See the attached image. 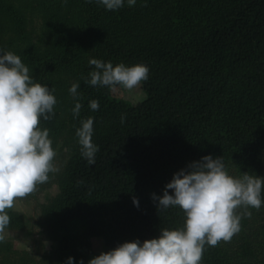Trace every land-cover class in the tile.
I'll return each instance as SVG.
<instances>
[{
	"label": "trees",
	"instance_id": "1",
	"mask_svg": "<svg viewBox=\"0 0 264 264\" xmlns=\"http://www.w3.org/2000/svg\"><path fill=\"white\" fill-rule=\"evenodd\" d=\"M22 1L0 0V50L18 54L37 81L54 88L55 116L40 126L59 131L75 101L82 104L78 116L70 115L75 147L62 193L45 211L62 228L60 264L70 255L87 264L122 242L182 227L183 209L158 210L152 194L162 195L176 171L203 155L223 156L239 174L264 176V0H137L116 10L97 0H44L38 15L49 37L39 44L26 31L37 0L27 10ZM92 57L146 63L143 98L116 97L120 86L85 83ZM71 76L80 81L74 100L64 91ZM92 99L98 109L90 108ZM89 116L99 145L92 165L75 134ZM260 209L261 244L243 238L237 245L244 263L220 240L205 245L201 264H264V204ZM93 238L103 239L101 251Z\"/></svg>",
	"mask_w": 264,
	"mask_h": 264
},
{
	"label": "clouds",
	"instance_id": "2",
	"mask_svg": "<svg viewBox=\"0 0 264 264\" xmlns=\"http://www.w3.org/2000/svg\"><path fill=\"white\" fill-rule=\"evenodd\" d=\"M108 10H116L125 2L133 6L137 0H97ZM148 0H142L147 4ZM95 65L85 83L134 89L149 78L146 63L113 64L92 57ZM77 80L69 92L79 96ZM57 103L54 88L37 81L21 57L12 51L0 50V241L5 239L10 215L6 209L14 206L15 199L36 189L37 184L49 180V173L59 171L55 163L56 149L52 146L49 128L41 127V120L55 116ZM91 109L100 107L98 99L89 101ZM81 101H75L72 112L78 116ZM122 114L121 120L123 121ZM94 117L81 120L76 136L81 155L87 163H95L99 150L93 139ZM169 189H172L169 192ZM264 176L243 171L233 175L223 156L203 155L186 167L176 171L163 189V194H152L157 208L180 206L185 215L182 227L161 228L157 237L125 241L102 251L87 264H201L206 244L216 245L220 240H230L240 231L243 215H251L250 208L264 204ZM139 206V199L133 197ZM243 209V211H238ZM64 264H85L68 256Z\"/></svg>",
	"mask_w": 264,
	"mask_h": 264
},
{
	"label": "rangeland",
	"instance_id": "3",
	"mask_svg": "<svg viewBox=\"0 0 264 264\" xmlns=\"http://www.w3.org/2000/svg\"><path fill=\"white\" fill-rule=\"evenodd\" d=\"M32 0H23L21 5L30 4ZM50 1V0H49ZM58 0H53L55 4ZM44 0H37L35 4L36 10L33 11L29 6L28 20L35 16L33 23L29 22L26 31L31 34L34 41L41 43L44 38H48V32L43 31L46 27L43 19L38 15L39 6ZM78 78L71 76L66 80L64 86L65 94L74 100V96L69 92V87ZM78 90V89H77ZM141 84L134 89H116L114 95L128 100L138 101L142 99ZM70 102V101H69ZM72 109L68 110L64 127L59 131H55L50 127L49 136L52 139V146L56 149L55 163L59 168L57 172L49 173V180L44 183L37 184L36 189L24 197L15 199L14 206L6 209L11 214L18 216L17 222H10L6 228L5 239L0 241V264H60L56 249L60 239L61 226L58 222L51 219L50 215L45 211H50L58 196L62 193V179L65 167L73 154L75 140L71 130L70 115ZM53 128V129H52ZM264 159V156H263ZM229 171L233 175H240L235 166ZM243 211V209H238ZM251 215H243L242 230L235 233L230 240H223L225 248L233 255L238 254L237 245L241 239L252 240L261 244L262 235L260 233V208L251 207ZM102 238H93L92 245L96 252L103 248ZM236 262H243L242 257L238 254ZM255 264V261H252Z\"/></svg>",
	"mask_w": 264,
	"mask_h": 264
}]
</instances>
